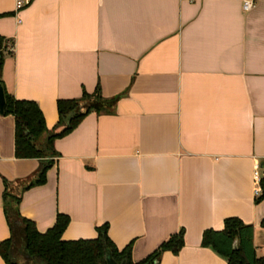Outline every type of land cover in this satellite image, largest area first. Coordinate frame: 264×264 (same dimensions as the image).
<instances>
[{"label": "crops", "instance_id": "crops-1", "mask_svg": "<svg viewBox=\"0 0 264 264\" xmlns=\"http://www.w3.org/2000/svg\"><path fill=\"white\" fill-rule=\"evenodd\" d=\"M6 49L5 91L40 107L51 130L56 101L91 93L112 100L53 141L44 183L21 191L40 168L14 155V119L0 114V242L11 235L4 182L20 194L18 210L44 232L57 213L69 217L64 240L96 237L108 224L134 262L184 230L177 254L157 264H227L202 232L237 217L253 226L264 258V0H0ZM16 259L26 261L23 233ZM0 264H6L0 256Z\"/></svg>", "mask_w": 264, "mask_h": 264}, {"label": "trees", "instance_id": "trees-1", "mask_svg": "<svg viewBox=\"0 0 264 264\" xmlns=\"http://www.w3.org/2000/svg\"><path fill=\"white\" fill-rule=\"evenodd\" d=\"M6 41L0 36V73L2 69ZM2 85V82L0 80ZM5 105L2 115L14 119V155L16 158H36L40 168L33 179L23 180L21 191L44 183L46 172L52 165L55 152L53 141L70 133L90 112H107L112 100L102 96L97 84L91 93L83 91L80 97L58 99L56 109L58 121L48 130L43 113L35 101L18 100L8 94L3 85ZM81 107V108H80ZM2 194L6 221L10 237L0 242V256L6 264H106L105 255L109 250L112 258L125 264H157L165 251L177 254L184 246V230L170 235L144 259L134 262L131 257L132 243L118 248L108 236V224L97 226L96 237L90 239L64 240L62 234L69 223V217L57 213L54 224L44 232L37 230L35 223L20 215L18 205L20 194L10 191L12 186L6 180ZM261 194L255 202L264 199V177L261 178ZM264 226V220L261 221ZM23 233L20 249L26 261L16 259L14 240L17 230ZM201 246L209 247L226 259L227 264H264L253 244V226L237 217L223 220L220 230L206 229L202 232Z\"/></svg>", "mask_w": 264, "mask_h": 264}, {"label": "built area", "instance_id": "built-area-1", "mask_svg": "<svg viewBox=\"0 0 264 264\" xmlns=\"http://www.w3.org/2000/svg\"><path fill=\"white\" fill-rule=\"evenodd\" d=\"M30 0H15V8L16 10L21 9L26 4L29 3ZM242 2V10L248 11L252 9L255 5V0H241ZM8 50H12V44L10 42L6 43V48ZM261 170L258 166H255L252 172V181H253V192L255 196H258L261 194V185L260 181L262 178Z\"/></svg>", "mask_w": 264, "mask_h": 264}, {"label": "water", "instance_id": "water-1", "mask_svg": "<svg viewBox=\"0 0 264 264\" xmlns=\"http://www.w3.org/2000/svg\"><path fill=\"white\" fill-rule=\"evenodd\" d=\"M4 105H5L4 91L0 83V114L3 112ZM105 260H106V264H125V261H122L120 263L116 262L112 258L109 250L106 251Z\"/></svg>", "mask_w": 264, "mask_h": 264}]
</instances>
